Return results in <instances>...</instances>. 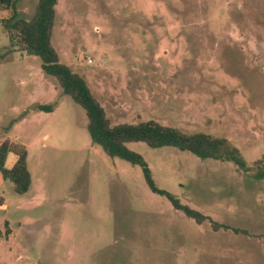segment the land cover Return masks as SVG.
I'll return each mask as SVG.
<instances>
[{
    "label": "rangeland",
    "instance_id": "obj_1",
    "mask_svg": "<svg viewBox=\"0 0 264 264\" xmlns=\"http://www.w3.org/2000/svg\"><path fill=\"white\" fill-rule=\"evenodd\" d=\"M36 5L19 0L18 17ZM12 14L0 10V54ZM52 45L112 125L222 136L246 167L127 144L158 189L207 217L199 224L140 166L92 143L85 111L15 50L0 61V144L27 148L32 185L17 194L0 173V264H264V0H59Z\"/></svg>",
    "mask_w": 264,
    "mask_h": 264
},
{
    "label": "trees",
    "instance_id": "obj_2",
    "mask_svg": "<svg viewBox=\"0 0 264 264\" xmlns=\"http://www.w3.org/2000/svg\"><path fill=\"white\" fill-rule=\"evenodd\" d=\"M18 1L0 0V10L13 12L9 18L1 21L8 36L9 47L0 54V61L15 50L39 57L43 72L54 77L63 92L85 111L92 143L100 146L111 157H118L140 166L153 192L167 196L176 209L182 210L199 224L204 223L207 220L206 216L189 206L182 205L171 194L156 187L142 156L131 151L127 144L144 142L151 148L173 147L180 151H188L203 160L233 161L244 168L246 163L239 149L225 137L203 132L187 133L176 127L163 126L155 120L138 124L112 125L104 107L93 95L86 80L61 62L58 51L52 45L56 6L59 0H37L35 17L32 20L18 17L16 10ZM36 110L51 112L53 107L38 105ZM9 157L14 158L10 167L7 166ZM255 166L259 171L258 176L264 178V157L255 162ZM0 173L5 180L13 184L17 194L23 195L28 192L32 178L28 169V150L24 145L9 139L0 144ZM6 227L8 228L6 232L9 234L8 223ZM213 227L217 230L226 226L213 223Z\"/></svg>",
    "mask_w": 264,
    "mask_h": 264
},
{
    "label": "crops",
    "instance_id": "obj_3",
    "mask_svg": "<svg viewBox=\"0 0 264 264\" xmlns=\"http://www.w3.org/2000/svg\"><path fill=\"white\" fill-rule=\"evenodd\" d=\"M12 164H13V162H12ZM0 204H2V205H0V209H8V205L5 203L4 200H0Z\"/></svg>",
    "mask_w": 264,
    "mask_h": 264
},
{
    "label": "built area",
    "instance_id": "obj_4",
    "mask_svg": "<svg viewBox=\"0 0 264 264\" xmlns=\"http://www.w3.org/2000/svg\"><path fill=\"white\" fill-rule=\"evenodd\" d=\"M88 62H89V63H92V60H91V59H89V60H88Z\"/></svg>",
    "mask_w": 264,
    "mask_h": 264
}]
</instances>
